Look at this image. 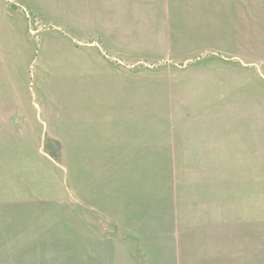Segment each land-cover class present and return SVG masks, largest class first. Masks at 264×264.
<instances>
[{"label": "rangeland", "instance_id": "rangeland-1", "mask_svg": "<svg viewBox=\"0 0 264 264\" xmlns=\"http://www.w3.org/2000/svg\"><path fill=\"white\" fill-rule=\"evenodd\" d=\"M200 2L219 26L177 67L98 49L68 0H0V264H174L177 212L244 192L264 232V0Z\"/></svg>", "mask_w": 264, "mask_h": 264}, {"label": "crops", "instance_id": "crops-1", "mask_svg": "<svg viewBox=\"0 0 264 264\" xmlns=\"http://www.w3.org/2000/svg\"><path fill=\"white\" fill-rule=\"evenodd\" d=\"M35 1L38 4V0ZM200 1L68 0V16L75 31L98 28L103 36V44L98 45V49L106 50L105 47L111 46L121 49L129 61L145 55L157 57L159 61H172L178 67L184 65L189 60L186 57L195 50L204 48V37L209 41L207 34L213 35V26H219V4L209 6ZM92 45L84 50L94 51L96 47ZM123 59L112 56L107 59L101 54L99 61ZM244 194L243 198L237 194L231 199L235 208L227 218H189L186 221L181 218V211L177 212L172 247L174 264H235L231 263L232 258L247 257L250 261L253 253L262 259V222L253 219L250 212L246 213L245 206L241 207L246 204ZM219 201L212 197V209L217 204L218 209ZM256 222L260 225L258 232L252 228Z\"/></svg>", "mask_w": 264, "mask_h": 264}]
</instances>
